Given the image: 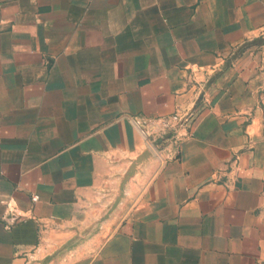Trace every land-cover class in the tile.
Here are the masks:
<instances>
[{"label":"crops","instance_id":"1","mask_svg":"<svg viewBox=\"0 0 264 264\" xmlns=\"http://www.w3.org/2000/svg\"><path fill=\"white\" fill-rule=\"evenodd\" d=\"M0 264H264V0H0Z\"/></svg>","mask_w":264,"mask_h":264},{"label":"built area","instance_id":"2","mask_svg":"<svg viewBox=\"0 0 264 264\" xmlns=\"http://www.w3.org/2000/svg\"><path fill=\"white\" fill-rule=\"evenodd\" d=\"M183 123V117L180 115L174 116L172 119H164L161 121L163 129L161 130V136L167 135V132H173L178 125ZM149 124H147L148 126ZM38 197L34 196L33 201H37Z\"/></svg>","mask_w":264,"mask_h":264},{"label":"water","instance_id":"3","mask_svg":"<svg viewBox=\"0 0 264 264\" xmlns=\"http://www.w3.org/2000/svg\"><path fill=\"white\" fill-rule=\"evenodd\" d=\"M124 186V184H123ZM121 195L117 198V200L115 201L114 205L112 206L111 208V211L112 212L113 210H115L117 208V206L119 205L120 201H121V197H122V192L120 193Z\"/></svg>","mask_w":264,"mask_h":264}]
</instances>
